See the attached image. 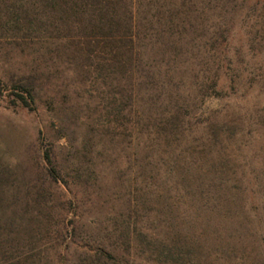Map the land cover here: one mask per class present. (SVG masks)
<instances>
[{
  "label": "rangeland",
  "instance_id": "1",
  "mask_svg": "<svg viewBox=\"0 0 264 264\" xmlns=\"http://www.w3.org/2000/svg\"><path fill=\"white\" fill-rule=\"evenodd\" d=\"M53 5L0 0V264H264V0Z\"/></svg>",
  "mask_w": 264,
  "mask_h": 264
},
{
  "label": "trees",
  "instance_id": "2",
  "mask_svg": "<svg viewBox=\"0 0 264 264\" xmlns=\"http://www.w3.org/2000/svg\"><path fill=\"white\" fill-rule=\"evenodd\" d=\"M54 5L52 11H64L66 16H75L79 21V25H83L89 30L93 40L102 42L107 40L109 45L115 41L117 33L120 31L133 34V30L136 28L135 8L133 1L130 3L127 0H121L125 2L124 5H119V0H52ZM118 3V5H116ZM132 4V5H131ZM131 5V6H130ZM63 12V13H64ZM129 34V35H131ZM131 39L133 37L131 36ZM106 42V41H105ZM24 105L29 106L30 102L26 96L22 93L15 94ZM47 161L52 163L50 155L46 156ZM56 178V176H55ZM57 181V178H56ZM1 210V209H0ZM2 213V210H1ZM3 241L0 240V253L6 255V250L3 245ZM167 250V249H165ZM168 253L161 251V257L164 258V263L170 261ZM169 259V260H168ZM15 259H12L8 264H17Z\"/></svg>",
  "mask_w": 264,
  "mask_h": 264
}]
</instances>
